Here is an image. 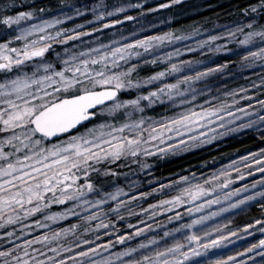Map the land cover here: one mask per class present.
<instances>
[{
	"label": "snow or ice",
	"instance_id": "obj_1",
	"mask_svg": "<svg viewBox=\"0 0 264 264\" xmlns=\"http://www.w3.org/2000/svg\"><path fill=\"white\" fill-rule=\"evenodd\" d=\"M187 8L0 0V264H264V0L210 28Z\"/></svg>",
	"mask_w": 264,
	"mask_h": 264
},
{
	"label": "trees",
	"instance_id": "obj_2",
	"mask_svg": "<svg viewBox=\"0 0 264 264\" xmlns=\"http://www.w3.org/2000/svg\"><path fill=\"white\" fill-rule=\"evenodd\" d=\"M52 2L53 4H55L56 0H52ZM155 2H157V0H153V6ZM159 2H163V0H159ZM229 2L230 0H188V8L186 10L188 11L189 15L182 19V23L187 24L193 20L200 21V22L207 21L205 26L209 28L212 27L213 24L229 23V17L225 15V9H227ZM208 5H224V8L208 7ZM197 7L200 9V11L196 12L192 10L193 8H197ZM130 14H135V13L132 12ZM155 15H158L160 19H164L168 15V10H165L164 12L155 14ZM88 18H91V17L89 16ZM82 22H83L82 19H77L75 21V23H82ZM64 26L72 27L73 22H67ZM174 26H176L175 22H174ZM161 27L164 30H167L166 26L162 25ZM182 58L189 59L192 57L189 54ZM199 58L205 59V57H199ZM256 71H259V69H256ZM245 75H251V73L250 72L245 73ZM252 78L253 80H255V76H253ZM209 83L211 84L213 82L209 81ZM238 85L247 86L245 84V81L241 78H237L236 80L227 81L228 88H235ZM252 144H253V140L250 138V135H245L243 133L235 135V136L227 137L212 145H206L202 148L194 149L191 152L182 153L178 156L165 160L159 166L160 173L164 175H171L174 172H181L182 169L189 168L192 165L199 166L204 160H208L211 162L213 159H215L219 163H227V156L229 154H233L237 150H240L241 152H243L245 147L252 145ZM219 163L214 165V167H218ZM193 170H196V169H193ZM149 202H154V201H149ZM254 215H258V213L255 212V210H253L248 215L236 217L235 222L243 223L244 221L249 220L250 217ZM157 219L160 220L161 222L165 221L164 217H158ZM130 222L135 223L136 220L133 218L132 220H130ZM149 223H151V221H149ZM169 227H172V225H169ZM251 239L252 238H249V240Z\"/></svg>",
	"mask_w": 264,
	"mask_h": 264
},
{
	"label": "rangeland",
	"instance_id": "obj_3",
	"mask_svg": "<svg viewBox=\"0 0 264 264\" xmlns=\"http://www.w3.org/2000/svg\"><path fill=\"white\" fill-rule=\"evenodd\" d=\"M90 19V18H89Z\"/></svg>",
	"mask_w": 264,
	"mask_h": 264
}]
</instances>
